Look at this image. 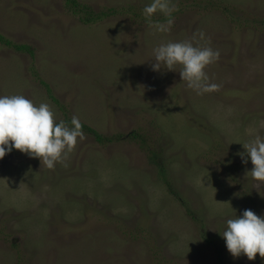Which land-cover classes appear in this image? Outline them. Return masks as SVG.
Returning <instances> with one entry per match:
<instances>
[{"label": "rangeland", "instance_id": "1", "mask_svg": "<svg viewBox=\"0 0 264 264\" xmlns=\"http://www.w3.org/2000/svg\"><path fill=\"white\" fill-rule=\"evenodd\" d=\"M77 1L0 0V264H264V0Z\"/></svg>", "mask_w": 264, "mask_h": 264}, {"label": "trees", "instance_id": "2", "mask_svg": "<svg viewBox=\"0 0 264 264\" xmlns=\"http://www.w3.org/2000/svg\"><path fill=\"white\" fill-rule=\"evenodd\" d=\"M67 4L69 6V9L72 10V12L74 14L78 15L80 20L86 24H90L92 22H95V21L101 19L102 17L110 14L109 10H111V11L113 10L112 8H109L108 10L94 11L90 7V5L85 4V3H80L77 0H67ZM112 12H114V11H112ZM0 42L2 44L12 46V47L16 48L18 51L29 52L31 55H34L31 47L28 44L13 42L11 39L7 38L1 32H0ZM51 96L54 98L53 95H51ZM55 99H57V98H55ZM67 122H69L70 124H73V130L74 131L86 130V131L93 133L95 135L96 139L100 142H103L105 140H110V138L103 137L102 134L99 133L96 129L90 127L89 125H87L83 122L74 123L71 119H67ZM133 134H135V133H133Z\"/></svg>", "mask_w": 264, "mask_h": 264}, {"label": "bare ground", "instance_id": "3", "mask_svg": "<svg viewBox=\"0 0 264 264\" xmlns=\"http://www.w3.org/2000/svg\"><path fill=\"white\" fill-rule=\"evenodd\" d=\"M198 259V258H197Z\"/></svg>", "mask_w": 264, "mask_h": 264}]
</instances>
